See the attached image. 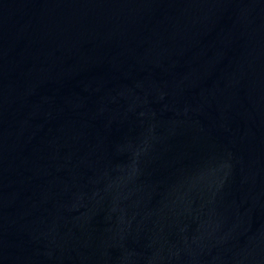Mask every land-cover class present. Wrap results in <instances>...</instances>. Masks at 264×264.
Returning <instances> with one entry per match:
<instances>
[{"label":"water","instance_id":"water-1","mask_svg":"<svg viewBox=\"0 0 264 264\" xmlns=\"http://www.w3.org/2000/svg\"><path fill=\"white\" fill-rule=\"evenodd\" d=\"M0 264H264V0H0Z\"/></svg>","mask_w":264,"mask_h":264}]
</instances>
